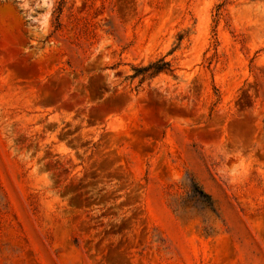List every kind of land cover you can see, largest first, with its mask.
<instances>
[{
    "label": "rangeland",
    "instance_id": "obj_1",
    "mask_svg": "<svg viewBox=\"0 0 264 264\" xmlns=\"http://www.w3.org/2000/svg\"><path fill=\"white\" fill-rule=\"evenodd\" d=\"M0 264H264V0H0Z\"/></svg>",
    "mask_w": 264,
    "mask_h": 264
},
{
    "label": "trees",
    "instance_id": "obj_2",
    "mask_svg": "<svg viewBox=\"0 0 264 264\" xmlns=\"http://www.w3.org/2000/svg\"><path fill=\"white\" fill-rule=\"evenodd\" d=\"M62 5H63V2L61 4V7H62ZM60 12H61V8H60L59 13ZM58 26H60V25H58ZM168 67H169V64L164 63L163 66H160L158 63H154V64L149 65L148 67L136 69L135 70L136 73L133 77L135 78V77H138L139 75H146L149 72H152L149 76L154 77L160 73L171 71ZM203 195L208 199L210 198L208 195H205L204 193H203Z\"/></svg>",
    "mask_w": 264,
    "mask_h": 264
}]
</instances>
